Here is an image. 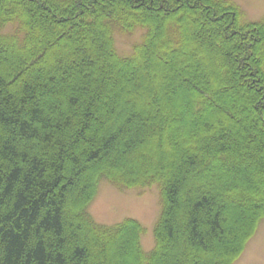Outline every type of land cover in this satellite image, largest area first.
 I'll return each mask as SVG.
<instances>
[{"label":"trees","instance_id":"trees-1","mask_svg":"<svg viewBox=\"0 0 264 264\" xmlns=\"http://www.w3.org/2000/svg\"><path fill=\"white\" fill-rule=\"evenodd\" d=\"M245 16L232 0H0V264L241 258L264 222V18ZM139 30L121 56L116 33ZM103 180L158 187L150 253L137 220L91 216Z\"/></svg>","mask_w":264,"mask_h":264},{"label":"rangeland","instance_id":"rangeland-1","mask_svg":"<svg viewBox=\"0 0 264 264\" xmlns=\"http://www.w3.org/2000/svg\"><path fill=\"white\" fill-rule=\"evenodd\" d=\"M232 1L242 8L247 22H258L264 18V0ZM143 35L144 32L141 30L132 34L117 32L116 47L120 55L130 56L134 46L142 41ZM70 60L67 64L71 63ZM161 205L160 191L157 186L145 191L136 189L120 191L103 180L89 212L98 224L106 226L119 224L126 219L140 222L146 229L142 238L143 249L146 253H150L155 247L154 231L161 214ZM235 264H264V222L261 223L257 233Z\"/></svg>","mask_w":264,"mask_h":264}]
</instances>
